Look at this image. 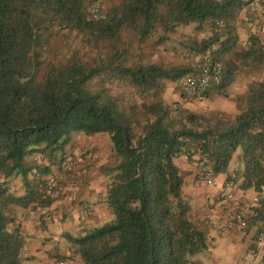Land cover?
<instances>
[{"label": "trees", "instance_id": "trees-1", "mask_svg": "<svg viewBox=\"0 0 264 264\" xmlns=\"http://www.w3.org/2000/svg\"><path fill=\"white\" fill-rule=\"evenodd\" d=\"M85 1L0 0V264L22 263L25 238L13 214L49 203L50 198L37 202L41 178L64 160L75 134H105L110 144L103 171L112 219L67 236L79 263L186 264L206 241L188 216L174 159L199 151L214 175L225 176V184L260 193L264 81L235 98V115L194 114L155 98L162 82H177L192 64L129 61L128 43L119 44L125 34L139 44L164 43L178 26L191 24L199 37L184 38L180 47L191 57L211 53L222 67L220 84L211 91L227 98L237 74L264 63L258 37L251 34L240 45L236 33L237 14L248 1L120 0L97 20L88 17ZM61 31L85 40L87 54L55 60L52 43ZM116 82L131 88L139 101L114 93ZM17 177L24 185L20 194L9 185ZM250 214L262 221L264 202ZM256 264H264V243Z\"/></svg>", "mask_w": 264, "mask_h": 264}, {"label": "crops", "instance_id": "crops-1", "mask_svg": "<svg viewBox=\"0 0 264 264\" xmlns=\"http://www.w3.org/2000/svg\"><path fill=\"white\" fill-rule=\"evenodd\" d=\"M262 8L263 20L258 33L255 31V24L247 9L237 14L235 25L240 45H244L247 37L254 34L264 48V0H262ZM193 36L192 25L184 23L172 33L167 34L164 43L150 44L149 48L152 54L162 56L159 58L160 60L156 59L153 62L167 66L172 62V58L176 57L172 62L176 65L179 61L177 56L186 55L180 48L181 41L186 37ZM161 59L163 60L161 61ZM261 66H264V63ZM259 81H264V68L245 70L237 74L227 87V98L209 91L199 104L184 102L176 82H162L155 98L167 105L179 104L194 114H205L204 112H206L232 116L238 112V107L234 102L235 98L243 96L253 84ZM198 108L201 111L196 113L195 109ZM84 149L95 154V162L92 168L80 173L81 175L78 176V180L73 186L68 185L66 176L60 181L58 192L50 198L45 207L32 206L17 210L13 214L14 222L19 225L25 238L26 256L22 264H56L59 260H64L66 264H80L72 252L67 236H79L86 230L111 220V211L104 201L107 178L103 171L109 161L110 144L102 134L88 136L75 134L65 148L64 159L78 158ZM232 161L234 165L235 158ZM195 162V158H190L187 161H183L181 158L180 164L177 166L183 181L182 196L189 206L188 216L198 223L205 234L206 248L191 259L196 264H256L261 249L254 253L250 250L253 249L252 244L261 226V221L258 218L250 219V214L249 223L242 230L225 228L226 220L229 214L235 210V205L226 204L221 208H216L213 203V197L225 188V176L216 175L214 185L206 186L195 178ZM54 171L55 167L50 168V173ZM19 182L20 184H17L16 187H12L14 191L18 188L16 192L18 194L24 191L23 183L21 180ZM229 191L237 199L249 198L255 194L252 190L241 191L234 185H231ZM44 212L50 213L51 221L41 222L42 217L39 216ZM213 220L215 223L212 224Z\"/></svg>", "mask_w": 264, "mask_h": 264}, {"label": "built area", "instance_id": "built-area-1", "mask_svg": "<svg viewBox=\"0 0 264 264\" xmlns=\"http://www.w3.org/2000/svg\"><path fill=\"white\" fill-rule=\"evenodd\" d=\"M106 0H86L87 15L92 20H97L102 11V5ZM247 11L252 17L255 24V31H260V25L263 20V8L262 0H247ZM222 74V67L220 64L212 61L211 53L209 51L197 57L194 63L191 65V71L188 74L182 76L177 82V87L180 92L181 98L184 102L200 103L206 95L213 88L220 84V78ZM181 158L188 160L195 158L197 162V176L198 178L208 186L214 185V173L208 164V161L204 155L196 150H188ZM34 161L37 164L47 165L44 160L35 157ZM95 162V154L87 149H84L81 156L71 159H64L58 166L55 167V171L47 174L40 183V196L39 200H44L53 197L59 188L60 181L67 176L68 185L73 186L78 180L81 172L86 169L92 168ZM231 184H225V188L220 190L214 197L213 203L216 208H221L226 204H234L235 210L231 212L225 223V228L240 231L246 227V219L252 212L259 200L264 202V190L260 193H255L249 198L237 199L229 191ZM36 204V203H34ZM51 216L49 212H44L43 221L46 223L50 220ZM215 223V220L211 222ZM264 243V218L261 221V226L255 235V249H251L250 252H259ZM26 256V248L23 246L21 251V257L24 259ZM22 264V263H21ZM56 264H66L64 260L57 261ZM186 264H196L193 260L187 261Z\"/></svg>", "mask_w": 264, "mask_h": 264}, {"label": "rangeland", "instance_id": "rangeland-1", "mask_svg": "<svg viewBox=\"0 0 264 264\" xmlns=\"http://www.w3.org/2000/svg\"><path fill=\"white\" fill-rule=\"evenodd\" d=\"M120 0H106L103 5H102V12L106 9L109 8L111 6H115L119 3ZM55 33V32H54ZM58 34H55L54 40H53V47H54V51H55V55H53V58L57 61L60 62H65L67 60H69L73 55H77V56H82V55H86L87 54V48H86V41L81 39L80 37L76 36L74 33H69L66 31H61V32H57ZM193 37H199L196 36V34L194 33ZM128 43L127 48V53L129 54V61H132L135 58L141 59L142 61L148 62V63H154L153 60H160L159 58H161L162 56L158 55V54H152V51L150 50V44L152 45V42L150 40H147L143 43H137L135 41L134 38H131L128 34L122 35L121 36V42H120V46H123L125 43ZM182 42V41H181ZM99 49V46L97 47ZM181 48V47H180ZM182 49V48H181ZM180 49V50H181ZM182 53L184 54H188L187 56H177V59H179V61L176 63V65H180V64H193L194 61L197 59V57H191V54H189L188 51L182 49ZM90 58H92V54H89ZM48 60L52 57L48 56V55H43L42 59H47ZM176 58V57H175ZM174 57L172 58V62H174ZM163 59H161L162 61ZM172 62L168 63L167 66H176L174 64H172ZM159 64V63H157ZM162 65V64H160ZM261 68H264V66H261ZM177 85V84H176ZM114 93H116L118 96H131L132 100H135L136 102H138L137 96L132 92V89L127 87L126 85L123 84H118V82L116 84L113 85L112 87ZM227 93V91H226ZM199 104V103H197ZM194 110V109H193ZM196 113H199L201 111V109H195ZM205 114H210V113H206ZM82 136H85L83 134H81ZM97 135V134H95ZM103 136H105L106 140L109 142L107 135L102 134ZM236 154H239V150L236 151ZM183 160V159H182ZM181 161V157L175 158L174 159V164L176 166H178L180 164ZM183 161H187V160H183ZM196 161V160H195ZM195 169L196 172L195 174V178L197 181H201L198 176H197V162H195ZM216 176V175H215ZM45 177V176H44ZM44 177L41 178V180L44 179ZM20 179L17 178H13L9 181V185L10 188L12 189V187H16L17 184H20ZM203 187H205L204 184H202ZM208 186V185H206ZM213 186V185H211ZM18 188H16V192H17ZM43 214H41L39 217L43 218ZM41 218V222L43 223V219ZM112 219V218H111ZM51 221V219H50Z\"/></svg>", "mask_w": 264, "mask_h": 264}]
</instances>
